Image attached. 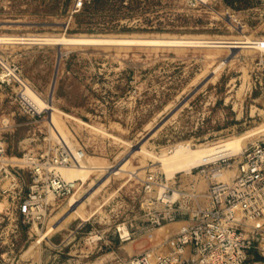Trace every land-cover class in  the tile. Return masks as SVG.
Segmentation results:
<instances>
[{
  "label": "rangeland",
  "instance_id": "1",
  "mask_svg": "<svg viewBox=\"0 0 264 264\" xmlns=\"http://www.w3.org/2000/svg\"><path fill=\"white\" fill-rule=\"evenodd\" d=\"M241 31L264 37V0H0V35ZM26 42L0 41V264H118L146 249H167L207 204L210 183L232 179L237 161L264 140L262 49L223 66L225 48L214 59L207 47ZM233 136L247 137L243 152L190 171L168 177L158 159L180 144L210 146ZM140 144L148 152L109 172ZM63 146L92 166L90 174L70 180L69 194L33 201L34 172L41 168L42 181ZM72 165L58 164L57 171L65 178L58 167ZM107 172L106 183L70 215V199H81ZM258 262L264 254L248 264Z\"/></svg>",
  "mask_w": 264,
  "mask_h": 264
},
{
  "label": "built area",
  "instance_id": "2",
  "mask_svg": "<svg viewBox=\"0 0 264 264\" xmlns=\"http://www.w3.org/2000/svg\"><path fill=\"white\" fill-rule=\"evenodd\" d=\"M77 160L73 150L63 146L52 163L55 168L42 181L37 167L30 198L42 201L50 193H71L73 183L56 165ZM194 216L192 223L170 237L167 249H146L118 264H248L258 253L264 254V140L254 143L237 161L232 179L210 183L207 204Z\"/></svg>",
  "mask_w": 264,
  "mask_h": 264
},
{
  "label": "bare ground",
  "instance_id": "3",
  "mask_svg": "<svg viewBox=\"0 0 264 264\" xmlns=\"http://www.w3.org/2000/svg\"><path fill=\"white\" fill-rule=\"evenodd\" d=\"M0 41L1 42H9V43H17V42H23L24 43L26 41H28V42H46V41L51 42V41H55L59 44H62V43H67V44L68 43H70V44H100L101 43V44H108V45H112V44L114 45L115 44V46L119 45L120 47H121V45H124V46L129 45L130 46V45L134 44L137 46L138 45H140V46L146 45V46H153V47L156 46V48H157V46H168L170 48L175 47L177 49H179V48L184 49L185 47H195V48L196 47H202V48L207 47V49L209 50V51L207 50L209 57L214 58V59L218 53V50L221 48H225V51H226V49L228 50L229 56L225 57L223 59V62L220 63V65L222 64L223 66H224L223 63L225 61H228L231 57L236 58L243 53L253 51L256 49L264 50V37H255L252 35H247L244 33V31H241L238 35H232V36L231 35H214V36H211V35H194V34H190V35L189 34L188 35H170L169 34L168 36L167 35L165 36V34H164V36H161L160 34L159 35H153V36H145V35H141V34L140 35H138V34L137 35L136 34L135 35L134 34L133 35H131V34L130 35L81 34V35H72V36H65L64 35L61 37H54V36L52 37L50 35H44V36L32 35L29 37H25L24 35H22V36L18 35L17 36V34L14 36H13V34L12 35L1 34L0 35ZM223 51H224V49H223ZM206 56H208V55H206ZM215 62H216V60H215ZM219 66H218V68H219ZM218 68H216V70L215 69L214 70L217 71ZM220 68H221V66H220ZM35 93H34L33 89L31 90L30 88H25V90L23 91V94L25 96L26 95L28 97L30 96L29 97V98H31L30 100L35 98L37 100V102H36L37 106H39V107L41 106L40 107L41 109L43 106L50 108L51 104H49L50 105L49 106L47 103L44 102V100L42 101L41 98L37 99V97H35L36 96ZM192 93L193 94H191V96L186 98V100L184 102L185 104H186V102H188L190 99H192L195 96L196 90H194ZM31 96H33V98ZM28 101H29V99H28ZM184 103L179 104L178 108H176V110L173 111L172 115H175L176 112H178L182 108ZM33 106H34V104H33ZM34 107L36 108V106H34ZM54 116L55 115L52 112V116L50 115V117H52L51 119H52L53 123L56 121V117H54ZM166 121L164 123H166ZM57 122H58V120L56 121L55 124H57ZM163 124H159V126H157V128L158 127L160 128L161 126H163ZM58 127H59V129L61 128L60 126H57L56 128H58ZM56 128H55V132H57ZM154 129H153L152 134H151V132L149 133V136H150V134L154 135L159 130V129H157V130H154ZM62 130L60 132L64 136L65 132L63 130V132H64L63 133ZM263 130L264 129H261L260 131H263ZM66 136H64V140H66V138H65ZM146 139H147L146 141H148V138H146ZM242 139L247 140V137L244 138V136H233V137H229V138L225 139L223 142H221L219 144H214V145H210V146L193 147L190 144H180L177 147L173 148L169 153L158 155V159L162 163V165H163L162 167H164V169L167 171L168 177H169L171 175L172 176L175 175L176 172H179L182 170L190 171L192 168H194L196 166L210 164L212 162H215L217 159L230 156L233 153L237 154V153L243 152ZM246 140H245V142H246ZM67 141H69V140H67ZM71 146H73V145H71ZM72 148H74V147H72ZM73 151H74V149H73ZM139 152L140 153L148 152V149L146 147H144V145H141V144L139 146L133 145L131 152L129 154H127L120 161V163L117 166L111 168L109 172L110 173L111 172L118 173L121 169H124L125 166L128 165V162L130 163V159H131L132 155L134 156L135 153L138 154ZM74 153H75V151H74ZM146 154H148V153H146ZM80 160H83V159H80ZM80 160H78V163L75 162V166L72 165V167H70V166H68V167L59 166L58 167L65 174V178H67V177L70 178L69 182H70V180L77 179L79 176L85 177V175L87 176L90 174L91 169H89V168H91L92 166L88 167L85 165V162L83 164L80 162ZM93 166H95V165H93ZM94 168H97V167H93L92 171H94L93 170ZM108 175H109V173L106 176H104L102 178V180H100L97 184H95V186H93L90 191L88 190V192L84 196H82L81 199L75 198L74 196L70 199L69 204L72 205V207L69 211V212L72 211L70 213V215H73V214L75 215L76 213H80L79 212L80 208L82 207L81 210L83 209L82 205H84V204L86 205V201L88 199H90L93 196V194L96 193L97 190H99V188L102 184L106 183V180L109 177ZM222 176H224V174ZM164 189L165 188L162 187V191ZM96 210H92L88 216L87 215H84V216L87 217V219H89L96 214ZM121 231L123 232V230H121ZM48 233H49V230H48ZM127 234H128V232H127ZM127 234L123 233L122 236L127 235ZM43 237H44V233H43ZM39 239L42 240V237ZM258 264H263V263L258 262Z\"/></svg>",
  "mask_w": 264,
  "mask_h": 264
},
{
  "label": "trees",
  "instance_id": "4",
  "mask_svg": "<svg viewBox=\"0 0 264 264\" xmlns=\"http://www.w3.org/2000/svg\"><path fill=\"white\" fill-rule=\"evenodd\" d=\"M259 257V256H258Z\"/></svg>",
  "mask_w": 264,
  "mask_h": 264
},
{
  "label": "water",
  "instance_id": "5",
  "mask_svg": "<svg viewBox=\"0 0 264 264\" xmlns=\"http://www.w3.org/2000/svg\"><path fill=\"white\" fill-rule=\"evenodd\" d=\"M61 55V54H60Z\"/></svg>",
  "mask_w": 264,
  "mask_h": 264
}]
</instances>
